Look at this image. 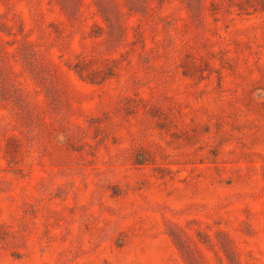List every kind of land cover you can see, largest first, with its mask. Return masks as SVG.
Wrapping results in <instances>:
<instances>
[{
	"label": "rangeland",
	"instance_id": "rangeland-1",
	"mask_svg": "<svg viewBox=\"0 0 264 264\" xmlns=\"http://www.w3.org/2000/svg\"><path fill=\"white\" fill-rule=\"evenodd\" d=\"M0 264H264V0H0Z\"/></svg>",
	"mask_w": 264,
	"mask_h": 264
}]
</instances>
